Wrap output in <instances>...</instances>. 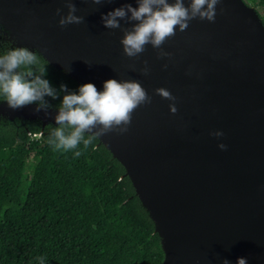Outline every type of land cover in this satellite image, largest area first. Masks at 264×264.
<instances>
[{"label":"water","instance_id":"obj_1","mask_svg":"<svg viewBox=\"0 0 264 264\" xmlns=\"http://www.w3.org/2000/svg\"><path fill=\"white\" fill-rule=\"evenodd\" d=\"M74 2L84 23L61 28L55 13H67L62 0H0V32L78 84L103 91L109 79L134 80L147 91L151 103L134 111L126 133L97 140L153 223L161 264H264V24L257 11L243 0H220L215 22L192 20L163 44L171 58L158 59L148 45L129 59L123 32L104 28L101 16L126 3L138 7L136 0ZM157 88L176 97V114ZM36 108L0 102V116L37 121L41 130L59 126L57 109ZM216 131L223 136L210 135Z\"/></svg>","mask_w":264,"mask_h":264},{"label":"trees","instance_id":"obj_2","mask_svg":"<svg viewBox=\"0 0 264 264\" xmlns=\"http://www.w3.org/2000/svg\"><path fill=\"white\" fill-rule=\"evenodd\" d=\"M243 1L264 24V0ZM43 63L30 70L38 75ZM44 79L58 92L82 86L48 64ZM65 94L47 103L58 107ZM24 123H0V264H161L153 223L98 140L56 150L48 143L56 127Z\"/></svg>","mask_w":264,"mask_h":264},{"label":"clouds","instance_id":"obj_3","mask_svg":"<svg viewBox=\"0 0 264 264\" xmlns=\"http://www.w3.org/2000/svg\"><path fill=\"white\" fill-rule=\"evenodd\" d=\"M67 13L62 15V9H56L59 16L58 26L84 23V17L78 16V8L74 0H62ZM92 4L100 5L106 0H90ZM111 2V0H107ZM138 7L124 4L101 16L103 27L109 30L120 29L123 38L120 41L122 53L129 59H136L146 51V46L158 49L157 58H171V53L162 49L163 44L179 32L188 29L192 20L215 22L216 6L220 0H136ZM132 24L131 27H122ZM41 63V57L36 51L26 47L11 48L5 55L0 56V95L11 109H18L26 105L37 104L36 112L51 107L45 97L56 99L63 95L61 104L57 108L54 128L48 143L56 150L77 149L83 143L88 148L94 140L108 133L124 134L132 122L134 111L145 104L151 103V97L138 81H117L109 79L103 84V91H98L91 83L84 84L77 92H71L66 85H61L59 92L54 89L46 75L47 61L39 68V74L30 70V66ZM140 70L141 75H148L147 62ZM164 68L167 65L163 66ZM28 69L22 71L21 69ZM154 94L170 101L169 113L176 114V97L165 88H157ZM210 135L221 138L220 131ZM43 136V132H41ZM87 136V138H85ZM217 147L224 151L227 146L223 143ZM80 151L75 152L79 157ZM43 261V258H40ZM221 264H229L223 260ZM236 264H247V258H238Z\"/></svg>","mask_w":264,"mask_h":264},{"label":"flooded vegetation","instance_id":"obj_4","mask_svg":"<svg viewBox=\"0 0 264 264\" xmlns=\"http://www.w3.org/2000/svg\"><path fill=\"white\" fill-rule=\"evenodd\" d=\"M11 48H15L12 46V43L8 40V38L6 36L3 35V33L0 32V56L2 55H5ZM23 71V69H21ZM4 96L3 95H0V102H5L4 100ZM51 99H48L45 97V100L49 103L51 102ZM49 108H52V109H57L58 107H49ZM4 121V119L2 118V116H0V123H2ZM28 123V122H27ZM27 123H15V122H12V125L15 127V128H24L25 127V124Z\"/></svg>","mask_w":264,"mask_h":264},{"label":"rangeland","instance_id":"obj_5","mask_svg":"<svg viewBox=\"0 0 264 264\" xmlns=\"http://www.w3.org/2000/svg\"><path fill=\"white\" fill-rule=\"evenodd\" d=\"M246 3H247L248 5H250V6H251V4H250L248 1H247ZM253 8H254V7H253ZM254 9H256L258 12H260V9H259V8H257V7H256V8H254Z\"/></svg>","mask_w":264,"mask_h":264}]
</instances>
